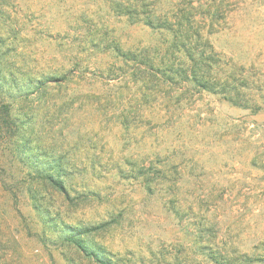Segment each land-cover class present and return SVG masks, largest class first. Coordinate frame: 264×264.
I'll return each mask as SVG.
<instances>
[{
    "label": "rangeland",
    "instance_id": "rangeland-1",
    "mask_svg": "<svg viewBox=\"0 0 264 264\" xmlns=\"http://www.w3.org/2000/svg\"><path fill=\"white\" fill-rule=\"evenodd\" d=\"M67 227L109 264H264V0H0V264H101Z\"/></svg>",
    "mask_w": 264,
    "mask_h": 264
},
{
    "label": "trees",
    "instance_id": "trees-1",
    "mask_svg": "<svg viewBox=\"0 0 264 264\" xmlns=\"http://www.w3.org/2000/svg\"><path fill=\"white\" fill-rule=\"evenodd\" d=\"M151 1H155L157 3V0H151ZM145 10H146L145 7H143V9L139 12V9H134V7H132V5L129 4V7H126L124 14L131 15V17H134L135 14H137V16H140L141 14H143V15L147 14V12ZM195 10L198 11L199 8H197ZM145 18H146L145 19L146 25L152 26L153 28H156V29L172 30V27L169 24V21H161V19L159 17H156V16L145 17ZM183 20L186 22V26L192 25L193 15L190 14L188 17H182V19H180V21H183ZM212 20H214V19H212ZM178 26H179V30H177L176 32H177V34H179V36H177V37H179L183 41L184 39H182V38H185V36L183 34V31H182L183 30L182 29V23H179ZM184 46L185 45H183L182 48H185ZM193 80L197 81L198 84L201 85V83H199V81L196 77ZM61 169H62V167L59 164V165L55 166L54 168L49 169V172H51L52 174L47 173V175H45L42 178L45 180V182L49 183L53 189H55L56 191H59L60 193L64 194L65 196H68V190L66 188V185L60 179L61 176H63ZM54 174H57L58 177L53 176ZM65 231L68 232L66 239L69 242L75 244L87 256H89L91 258H95L101 264H109L105 261L100 260L99 257H97L98 255L94 251H92L89 247L84 245L83 241L80 240V237H82V235H86L87 233L89 234L90 232H92L91 229H80V230H78L76 228L67 227Z\"/></svg>",
    "mask_w": 264,
    "mask_h": 264
}]
</instances>
